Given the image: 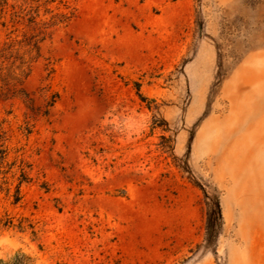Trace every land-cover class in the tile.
<instances>
[{
  "label": "rangeland",
  "instance_id": "1",
  "mask_svg": "<svg viewBox=\"0 0 264 264\" xmlns=\"http://www.w3.org/2000/svg\"><path fill=\"white\" fill-rule=\"evenodd\" d=\"M0 264H264V0H0Z\"/></svg>",
  "mask_w": 264,
  "mask_h": 264
},
{
  "label": "trees",
  "instance_id": "2",
  "mask_svg": "<svg viewBox=\"0 0 264 264\" xmlns=\"http://www.w3.org/2000/svg\"><path fill=\"white\" fill-rule=\"evenodd\" d=\"M211 217H209L208 218V226H207V234H208V236H210V234H211Z\"/></svg>",
  "mask_w": 264,
  "mask_h": 264
}]
</instances>
